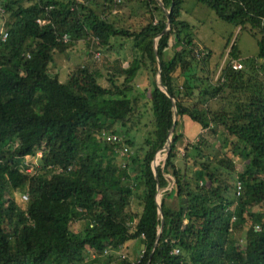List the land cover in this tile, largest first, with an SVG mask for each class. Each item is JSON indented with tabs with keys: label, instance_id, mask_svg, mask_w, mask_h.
I'll return each instance as SVG.
<instances>
[{
	"label": "trees",
	"instance_id": "obj_1",
	"mask_svg": "<svg viewBox=\"0 0 264 264\" xmlns=\"http://www.w3.org/2000/svg\"><path fill=\"white\" fill-rule=\"evenodd\" d=\"M130 1L0 0L1 15H8L2 22L8 35L0 40V264H264V0H197L256 37V55L241 58L240 68L231 65L240 52L230 45L216 78L219 60L211 64L212 51L196 44L180 18L184 0H162L169 21L158 0H136L149 17L121 23L112 10ZM167 21L157 52L159 79L171 96L156 82L153 45ZM64 32L66 42L57 39ZM118 37L132 43L126 66L119 57L102 63L90 57L72 65L64 81L49 70L54 54L78 39L102 49ZM140 72L148 77L142 91L133 82ZM183 115L201 129L221 126L239 167L226 150L214 166L209 154L202 157V132L192 145L197 155L186 149L180 156ZM173 122L155 176L152 159ZM106 132L120 140H106ZM122 146L130 163L117 157ZM37 149L39 163L26 171L21 158ZM16 190L26 192L25 206ZM135 239L143 243L136 257H121Z\"/></svg>",
	"mask_w": 264,
	"mask_h": 264
},
{
	"label": "rangeland",
	"instance_id": "obj_2",
	"mask_svg": "<svg viewBox=\"0 0 264 264\" xmlns=\"http://www.w3.org/2000/svg\"><path fill=\"white\" fill-rule=\"evenodd\" d=\"M22 4L27 5L31 3L34 0H19ZM86 1V0H81ZM101 1V0H98ZM51 6V5H50ZM112 11H117L119 14V17L121 20L119 22H144L149 17V12L143 2H137L136 0L130 1L128 5H125L121 8L115 7ZM3 7L0 5V32L2 31L3 26L2 22L4 21V18L8 16L7 14H2ZM180 18L186 19L189 22L190 27L188 28L187 32L193 37V40L198 44L200 47L205 46L208 49L212 51V63L215 60H219L220 64L224 62V58H229V47L232 43H235V45L238 47L240 52V58L244 59L247 57H253L256 55L258 47L256 42V37L250 32V30L247 27H240V25H236L233 22L226 21L220 17L217 16L214 9L210 6H207L197 0H184L182 3V9ZM111 44L106 48H98V50H95V48H92L91 46H88L84 39H78V41L73 44L72 46L68 47V53L65 54V51L61 52V55L56 52L54 54V60L50 62L49 70L58 73L59 79L61 81H64L67 76V72L69 68L76 64V63H82V61H86L92 58L93 62L102 63L103 58L108 59L109 61H114L115 58H120L121 65L126 66L128 62L130 61L133 49H132V43L129 39L118 37L113 38L111 40ZM88 52L85 56H82L83 51ZM93 50V51H92ZM99 51V55L96 56L95 52ZM91 55V56H90ZM59 62V63H58ZM58 66V68H57ZM220 66V65H219ZM217 68L214 77H217V71L221 67ZM103 74H105V71L103 70ZM157 73L155 74V79H157ZM121 80V79H120ZM101 82L105 83L104 76H101ZM135 87L142 91L146 84L148 83V77L144 72H140L137 74L135 79L133 80ZM139 104H141L145 101H147V94L142 93L139 99ZM146 110V116L145 119L151 117V110L149 107L144 108ZM117 122L113 123L112 127H117ZM180 127L183 131V137L178 143L179 147V154L180 156L186 151H189L193 156L197 155L196 151L193 149L192 145L197 139L199 138V133L203 136V138L206 140V145L201 144V153L203 154L202 157L206 154H209L210 161L212 165H217L215 160L213 159L215 156L219 157L222 154H224V151L226 150V147L224 146V138H225V132L223 131L221 126H217L215 128V131H210L208 129L205 130V128L201 129L199 128L198 124L191 120L187 115H183L180 119ZM137 138L142 137V130L137 132L135 134ZM122 146L117 152V157L120 162L125 163L127 161L130 163L131 161V155L123 148ZM132 149V148H131ZM131 149L129 150L131 152ZM121 151V152H120ZM227 154L230 155L235 163L236 166L239 167L241 164V158H236L234 154L231 152L230 149L226 150ZM127 152V153H125ZM125 153V154H124ZM132 153V152H131ZM123 154V155H121ZM161 157H158L157 163L163 158L164 152L159 153ZM42 155V151L40 149L36 150V156L33 155H25L21 158V161L23 162L25 159L26 161L33 162L34 165L39 163L38 157ZM181 157L178 159V163H181ZM130 166L129 171L133 173L134 166L129 164ZM211 165V166H212ZM218 168L216 169L219 173L224 174L226 173L227 169L224 167L218 165ZM31 169V167H30ZM20 190V188H19ZM15 191V198L17 199V202L21 206H25L26 204V195L23 191ZM159 199V196H158ZM174 203L175 201L172 200ZM132 208L136 209L139 208L136 201H132ZM75 228L81 227V222H75L73 224ZM241 242L243 239H239ZM143 247V243L140 239H135L131 243V245L128 247H123V249L120 251L121 254H119L121 257L122 254L125 255V257H128L129 259H134L136 257V250L141 249ZM114 264V263H111Z\"/></svg>",
	"mask_w": 264,
	"mask_h": 264
},
{
	"label": "water",
	"instance_id": "obj_3",
	"mask_svg": "<svg viewBox=\"0 0 264 264\" xmlns=\"http://www.w3.org/2000/svg\"><path fill=\"white\" fill-rule=\"evenodd\" d=\"M158 3L159 5L164 9L166 15H167V19L169 21V9L166 8L164 5H163V2L162 0H158ZM167 21V25L158 33L157 36L154 37L153 39V45H154V52L156 54V59H157V62H158V70H157V76L158 78L156 79V82L158 84V86L160 88H162V90L168 95V96H171L167 87L161 82V80L159 79V71H160V59H159V56H158V52H157V37L160 35V33L164 32L165 30L169 29L170 28V25H169V22ZM172 105H173V108H174V120L177 118V111H176V108H175V103H174V98L172 97ZM173 127H174V122L172 123L171 127L169 128V131H168V137H167V140L164 144V146L162 148H160L159 150L156 151L153 159H152V169H153V172L155 174V176H157V173H156V165H157V162L155 160V157H156V154L157 153H160V151L162 149L168 151V149L170 148V142H171V133L173 131ZM158 185L159 183L157 182V190L155 192V199L157 201V206H158V212L160 213L161 215V224H160V227H159V230H158V234H157V239L162 231V226H163V216H162V211H161V208H160V201L158 199V196H159V192H158ZM156 239V241H157ZM155 241V243H156Z\"/></svg>",
	"mask_w": 264,
	"mask_h": 264
},
{
	"label": "built area",
	"instance_id": "obj_4",
	"mask_svg": "<svg viewBox=\"0 0 264 264\" xmlns=\"http://www.w3.org/2000/svg\"><path fill=\"white\" fill-rule=\"evenodd\" d=\"M115 1L118 2V1H120V0H115ZM36 21H37L38 23H44V22L46 21V19H45V18H42V17H37V18H36ZM7 35H8V31H7L6 29H2V31H1V33H0V40H5L6 37H7ZM93 38L97 40L96 37H93ZM57 39L66 42V41H68V40L70 39V35H69L67 32H64V33H62L61 35H59V36L57 37ZM95 50H98V49H95ZM95 55L98 56V55H99V51L95 52ZM224 61H225V58H224ZM230 61H231V65H232L233 68H240V67H242V65H243V62H242L241 58H237V59L231 58ZM222 64H223V62L220 64V66H222ZM220 66H219V67H220ZM220 68H221V67H220ZM220 68L218 69L217 74L219 73ZM104 137H105V139L108 140V141H111V140H120L119 137L117 136V134H116V133H113V132H106V133H104ZM123 148H124L126 151H128V150H127V147H123ZM35 156H36V155H35ZM23 160H24V161H23L22 163L25 165L24 167H25V170H26V171H31V170L33 169V167L37 165V164L34 165L33 162L26 161L25 159H23ZM30 167H31V169H30ZM241 189H242L241 182H240L239 180H237V181H236V185H235V194H236V195H239V194L241 193ZM25 195H26V194H25ZM231 217L234 218L235 215H232ZM91 225H92V222H90V226H91ZM255 228H258V224H255ZM172 250H173L175 253L178 252V248H176V247H174Z\"/></svg>",
	"mask_w": 264,
	"mask_h": 264
},
{
	"label": "crops",
	"instance_id": "obj_5",
	"mask_svg": "<svg viewBox=\"0 0 264 264\" xmlns=\"http://www.w3.org/2000/svg\"><path fill=\"white\" fill-rule=\"evenodd\" d=\"M70 47V46H69ZM65 51V54H67L69 51H68V48L66 49V50H64ZM63 52V51H62ZM86 53L88 54V52L86 51V49H85V51H83V54H82V56H85L86 55ZM58 54H60L61 55V52H58ZM82 62H84V60L82 61ZM59 63V62H58ZM50 66L51 65H49V68H50ZM57 68H58V66H57ZM51 69V68H50ZM51 72H53L52 70H51ZM128 250V249H127Z\"/></svg>",
	"mask_w": 264,
	"mask_h": 264
}]
</instances>
